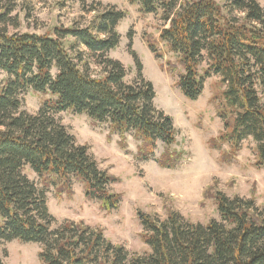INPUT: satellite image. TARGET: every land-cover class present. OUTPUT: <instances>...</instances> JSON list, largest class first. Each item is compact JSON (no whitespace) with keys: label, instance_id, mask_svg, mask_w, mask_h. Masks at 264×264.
I'll use <instances>...</instances> for the list:
<instances>
[{"label":"trees","instance_id":"trees-1","mask_svg":"<svg viewBox=\"0 0 264 264\" xmlns=\"http://www.w3.org/2000/svg\"><path fill=\"white\" fill-rule=\"evenodd\" d=\"M126 1L165 23L159 42L176 63L162 68L176 77L187 99L198 100L205 81L220 78L222 91L214 102L224 130L211 140L212 148L228 146V162L251 140L256 165L263 168L264 9L255 0H225L224 6L215 0ZM91 11L97 15L89 26L56 28L55 37L10 34L11 11H0V242L40 245L43 264H264V210L254 199L213 187L205 196L215 203L219 220L195 224L179 213L160 220L139 212L141 240L149 247L144 254L114 245L102 229L82 222L58 224L50 213V188L60 197L72 193L74 182L108 214L123 199L111 190L118 179L99 167L88 146L77 144L57 114L87 116L122 139L133 134L141 142L142 162L153 159L157 142H176L173 120L155 107L153 84L142 76L127 84L123 64L109 56L120 43L117 27L125 14ZM144 41L161 62L158 42L150 35ZM90 62L100 68L98 76L91 75ZM30 90L53 98L36 115L21 110L20 96ZM179 159L166 153L157 163L174 169ZM26 169L42 184L30 180Z\"/></svg>","mask_w":264,"mask_h":264},{"label":"rangeland","instance_id":"rangeland-1","mask_svg":"<svg viewBox=\"0 0 264 264\" xmlns=\"http://www.w3.org/2000/svg\"><path fill=\"white\" fill-rule=\"evenodd\" d=\"M215 1L220 6L226 3L225 0ZM255 1L264 9V0ZM95 7L100 11L114 8L125 14L117 27L120 43L109 56L123 64L127 84L135 83L140 76L153 84L155 107L173 120L176 142L172 146L157 142L153 159L142 162L137 159L141 142L133 134L122 139L107 125L94 124L87 116L72 111L57 114L56 118L68 128L77 144L88 146L99 167L118 179L111 190L123 196L119 209L108 214L98 203L85 197L81 183L74 182L72 193L66 192L60 197L51 187L48 207L57 223L82 222L102 229L114 245H121L131 253L144 254L149 252V247L141 240L144 229L139 212L160 220H166L172 212L179 213L195 224L219 220L215 203L205 196L209 187L230 197L254 199L264 210V167L256 165L255 144L251 140L243 142L241 150L228 162L223 156L229 152L228 146L222 150L211 146V140L224 130L214 102L222 91L220 78H208L196 101L183 95L176 87V77L162 68V64L166 67L168 63H176V57L159 42L165 26L159 15H145L126 0H84L83 3L80 0H0V11H11L13 22L7 27L10 34L55 37L56 28H86L97 15L91 11ZM145 35L158 42L163 54L161 62L146 45ZM67 42L73 40L68 38ZM68 47L71 50V46ZM203 67H207L206 62ZM89 69L93 76L100 73V68L92 62ZM20 99L21 110L36 115L43 109L44 102L53 98L30 90ZM166 153H175L180 158L174 169H164L157 163ZM25 174L38 185L42 184L30 169H26ZM40 252L38 244L0 242V259L4 264H43Z\"/></svg>","mask_w":264,"mask_h":264}]
</instances>
